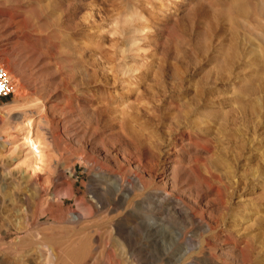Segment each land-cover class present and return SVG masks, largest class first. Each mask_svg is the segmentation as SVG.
Wrapping results in <instances>:
<instances>
[{"label":"rangeland","instance_id":"rangeland-1","mask_svg":"<svg viewBox=\"0 0 264 264\" xmlns=\"http://www.w3.org/2000/svg\"><path fill=\"white\" fill-rule=\"evenodd\" d=\"M259 1L0 0L15 10L0 24L15 87L0 101V264L45 250L56 264H264ZM106 171L143 186L99 195L95 212ZM156 190L196 221L149 208Z\"/></svg>","mask_w":264,"mask_h":264},{"label":"bare ground","instance_id":"bare-ground-1","mask_svg":"<svg viewBox=\"0 0 264 264\" xmlns=\"http://www.w3.org/2000/svg\"><path fill=\"white\" fill-rule=\"evenodd\" d=\"M261 1V0H260ZM259 1V2H260ZM264 1V0H263ZM237 3V2H236ZM264 4V2H262ZM262 5V4H260ZM243 9V8H240V10ZM246 9L244 8V10H242L241 12L243 13H248L245 11ZM259 9V6H258V9ZM264 11V6L261 8V11ZM14 12L15 10H13V7L10 9H7L5 8L2 4H0V24L4 25V27L6 25H9L13 22V18H14ZM258 12V11H257ZM256 12V13H257ZM260 13V12H259ZM262 13V12H261ZM260 13V14H261ZM264 15V14H263ZM261 17V16H260ZM243 22V21H242ZM133 41V40H132ZM137 43V42H136ZM133 43V44H136ZM130 45V46H131ZM133 49V48H132ZM8 71V70H7ZM129 72V71H128ZM127 70L126 72L123 71V74H127L128 73ZM22 95V91L21 90H17V96H21ZM18 101V99H17ZM36 107V106H35ZM39 107V106H38ZM42 108L41 112L44 111V107H40ZM39 108V109H40ZM3 109H8L6 106L5 107H1L0 106V110H3ZM8 111V110H7ZM38 112V111H37ZM40 112V113H41ZM9 115L12 113L9 109V111L7 112ZM43 113V112H42ZM38 114V113H37ZM39 119L40 121L44 119V116L43 114L40 115L39 114ZM26 122L28 124V126H32V124L34 123V119L32 118H29V119H26ZM26 125V124H25ZM32 131L30 130L28 132V135L27 137L25 138L26 140V144L28 147H30V149L32 150V153H33V156H34V163H33V170H40L41 169V165L44 164L45 161V153L44 151H42L41 149V145L38 144V142L32 138ZM42 143V142H41ZM171 162H174V160H171ZM32 164V163H31ZM46 164V163H45ZM176 166L173 165L171 167V170H174ZM5 169V168H4ZM8 171V170H7ZM1 174V173H0ZM5 174V173H4ZM29 175V174H28ZM27 176V175H26ZM4 180V179H3ZM13 180V179H12ZM28 185L33 189L35 190V192H39V186H38V181L35 177L31 176L29 177V180H28ZM138 187L139 189L142 188V186L140 185V179L138 177V175H136L135 173H133V175L129 176V179H126L124 175H118V174H111V173H108L106 171V173L104 174H100L98 176V179H97V183H96V186L93 188L94 192H93V196L94 198L97 200L96 203H92L91 204V209L95 212H99L101 209H108V204L107 203H104L102 202V200L100 199V196L99 195H102L103 193H106L108 191H112L113 188L116 189V191L120 194V195H123L124 194V190L125 189H130V188H133V187ZM118 194V195H119ZM119 198V197H118ZM148 204H149V208H152L153 207V210H154V206L158 207L159 209L161 208H164V210L167 212V213H171V212H174V213H179L181 215H183L186 219H188L189 221H191L192 223H194L196 220V216L195 214H193L191 212V210H189L188 208H185L184 204L182 203V201L179 199V198H175V197H172V195L166 191V190H156L151 196L148 197ZM29 202V201H28ZM27 202V203H28ZM123 211V210H122ZM179 211V212H178ZM153 215V214H152ZM155 215V214H154ZM153 215V219L152 220H158L159 217L157 216H154ZM164 215V214H163ZM161 218V217H160ZM92 220V219H91ZM154 222V221H153ZM116 225V224H115ZM155 223H150L149 226L152 228L154 227L155 228ZM116 227V226H115ZM118 228V227H117ZM194 228L196 231H200V230H204L206 228V225L203 221H200V222H197V224L195 225L194 224ZM115 229V228H114ZM119 229V228H118ZM117 229V230H118ZM195 231V232H196ZM118 233V232H117ZM120 233V232H119ZM43 248V247H42ZM189 249V246H182L180 245V247L178 248V253H186L187 250ZM46 251V250H45ZM44 251V254H43V263L41 264H56L55 263V258L53 257V255H51L50 253L45 252ZM208 254V253H207ZM187 255V254H186ZM75 258V257H74ZM2 260V258H0ZM8 260V259H7ZM5 261V260H4ZM3 261V262H4ZM30 261V260H29ZM27 261V262H29ZM2 262V263H3ZM5 263V262H4ZM167 264H173L171 262V259H169V261L167 262Z\"/></svg>","mask_w":264,"mask_h":264},{"label":"built area","instance_id":"built-area-1","mask_svg":"<svg viewBox=\"0 0 264 264\" xmlns=\"http://www.w3.org/2000/svg\"><path fill=\"white\" fill-rule=\"evenodd\" d=\"M14 83L6 68L0 66V101L11 97L14 93Z\"/></svg>","mask_w":264,"mask_h":264}]
</instances>
